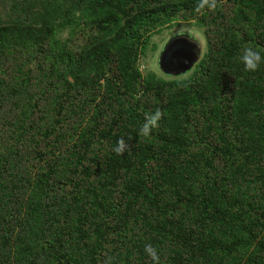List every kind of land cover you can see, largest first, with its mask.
Returning <instances> with one entry per match:
<instances>
[{
	"label": "trees",
	"instance_id": "1",
	"mask_svg": "<svg viewBox=\"0 0 264 264\" xmlns=\"http://www.w3.org/2000/svg\"><path fill=\"white\" fill-rule=\"evenodd\" d=\"M196 4L0 0V264H154L146 244L159 264H264V65L239 61L264 53V0ZM192 22V77L144 76L152 36Z\"/></svg>",
	"mask_w": 264,
	"mask_h": 264
},
{
	"label": "rangeland",
	"instance_id": "2",
	"mask_svg": "<svg viewBox=\"0 0 264 264\" xmlns=\"http://www.w3.org/2000/svg\"><path fill=\"white\" fill-rule=\"evenodd\" d=\"M177 35H187L195 38L201 44V58L189 72L179 77H173L166 75L161 71L159 60L169 40ZM59 37L62 40H65L68 38V31L61 32ZM206 52L207 40L204 30L194 22L179 23L178 25L172 26L152 36L146 50L141 56L140 69L144 76L154 75L159 80L170 81L188 79L192 77L196 69H198V65L202 61Z\"/></svg>",
	"mask_w": 264,
	"mask_h": 264
},
{
	"label": "clouds",
	"instance_id": "3",
	"mask_svg": "<svg viewBox=\"0 0 264 264\" xmlns=\"http://www.w3.org/2000/svg\"><path fill=\"white\" fill-rule=\"evenodd\" d=\"M216 4L217 0H197L196 11L198 13L203 10L212 11L216 8ZM239 61L243 64L244 71L255 73L264 65V53L251 46H245L240 50ZM161 115L159 109L151 113H146L144 122L138 128L137 135L145 139L149 138L158 127ZM130 150L129 144L123 138L119 139L116 146L113 148V151L121 156ZM144 252L151 258L154 264H159L160 256L152 245L146 244Z\"/></svg>",
	"mask_w": 264,
	"mask_h": 264
},
{
	"label": "water",
	"instance_id": "4",
	"mask_svg": "<svg viewBox=\"0 0 264 264\" xmlns=\"http://www.w3.org/2000/svg\"><path fill=\"white\" fill-rule=\"evenodd\" d=\"M201 58V44L187 35H177L169 40L159 60L161 71L179 77L189 72Z\"/></svg>",
	"mask_w": 264,
	"mask_h": 264
}]
</instances>
